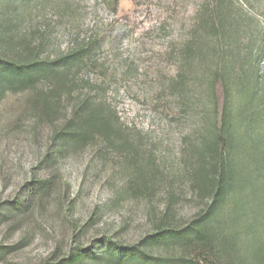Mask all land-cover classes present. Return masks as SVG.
Instances as JSON below:
<instances>
[{
    "label": "rangeland",
    "instance_id": "obj_1",
    "mask_svg": "<svg viewBox=\"0 0 264 264\" xmlns=\"http://www.w3.org/2000/svg\"><path fill=\"white\" fill-rule=\"evenodd\" d=\"M1 19L11 49L44 38L43 55L54 59L84 48L67 105L86 94L108 104L131 143L110 149L97 140L47 163L50 122L36 119V91L7 95L0 264H58L78 246L95 257L85 264H213L177 239L155 237L164 219V227L181 229L205 207L190 175L218 158L221 74L235 122L233 180L215 217H241L235 264H256L264 246V0H0ZM56 171L60 187L29 193L33 178ZM26 199L24 210L13 208ZM113 247L125 257L115 260Z\"/></svg>",
    "mask_w": 264,
    "mask_h": 264
},
{
    "label": "trees",
    "instance_id": "obj_2",
    "mask_svg": "<svg viewBox=\"0 0 264 264\" xmlns=\"http://www.w3.org/2000/svg\"><path fill=\"white\" fill-rule=\"evenodd\" d=\"M0 20V105L9 94L35 93V116L39 121H49L51 146L45 162L57 164L65 152L77 151L97 140L110 148L119 146L128 149L131 143L119 123L117 114L102 102H97L90 95H84L74 105L68 107V99L73 96L77 83L72 81L73 68L84 62L87 54L84 48L71 50L54 59L44 56V38L36 45L25 40L19 43L18 49L12 42H7L8 30ZM14 38H11V41ZM228 78L224 74L215 81V94L220 86L222 102H217L215 95V112L217 123L213 144L218 158L208 159L199 168H193L191 183L198 198L205 202L203 211L181 229L163 226L156 231L155 239L165 236L177 239L182 246L193 248L200 259L210 257L213 264H235L242 256L239 252L242 239L241 217L235 214L216 218L218 204L222 202L226 191L233 180L230 152L233 145L235 122ZM220 104V105H219ZM125 137L119 141V136ZM44 160V159H43ZM43 162V161H42ZM60 172L56 171L44 179L33 178L27 183L29 193L42 195L52 188L60 187ZM56 188V189H57ZM28 199L18 200L13 204L17 211L24 210ZM160 237V238H159ZM106 241L105 245H110ZM113 258L117 261L126 254L113 247ZM110 255V256H111ZM205 255V256H204ZM95 257L91 248L78 246L72 248L68 256L58 264H85ZM240 261V260H239ZM256 264H264V246H259L253 254ZM200 262V261H199ZM193 263V262H192ZM241 263V262H240Z\"/></svg>",
    "mask_w": 264,
    "mask_h": 264
}]
</instances>
